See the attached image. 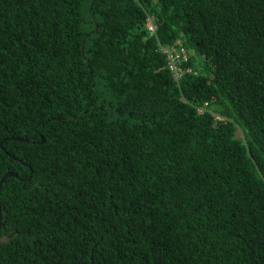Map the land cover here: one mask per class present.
<instances>
[{"label": "trees", "instance_id": "obj_1", "mask_svg": "<svg viewBox=\"0 0 264 264\" xmlns=\"http://www.w3.org/2000/svg\"><path fill=\"white\" fill-rule=\"evenodd\" d=\"M7 171L0 264H264V0H0Z\"/></svg>", "mask_w": 264, "mask_h": 264}, {"label": "built area", "instance_id": "obj_2", "mask_svg": "<svg viewBox=\"0 0 264 264\" xmlns=\"http://www.w3.org/2000/svg\"><path fill=\"white\" fill-rule=\"evenodd\" d=\"M144 26L149 34L154 33L155 22L152 15H146ZM161 51L166 57V67L172 71L173 76L175 77L178 74L177 66L187 58L185 50L180 45H177L175 47H162Z\"/></svg>", "mask_w": 264, "mask_h": 264}, {"label": "water", "instance_id": "obj_3", "mask_svg": "<svg viewBox=\"0 0 264 264\" xmlns=\"http://www.w3.org/2000/svg\"><path fill=\"white\" fill-rule=\"evenodd\" d=\"M11 138H13V139H15V140H22V139H19V138H15V137H11ZM15 175V173H12V172H5L3 175H2V177L0 178V183H1V181L3 180V178H5V177H9V176H14Z\"/></svg>", "mask_w": 264, "mask_h": 264}, {"label": "clouds", "instance_id": "obj_4", "mask_svg": "<svg viewBox=\"0 0 264 264\" xmlns=\"http://www.w3.org/2000/svg\"><path fill=\"white\" fill-rule=\"evenodd\" d=\"M144 20H145V19H144ZM154 22H155V18H154ZM144 28H145V26H144ZM155 29H156V25H155ZM145 30H146V28H145ZM146 31H147V30H146ZM154 32H155V30H154ZM147 33H148V32H147ZM148 34H149V33H148ZM152 34H153V33H152ZM149 35H151V34H149ZM161 48H162V47H160L159 50H160L161 53H163V52L161 51ZM163 54H164V53H163ZM164 55H165V54H164ZM186 55H187V53H186ZM165 59H166V57H165Z\"/></svg>", "mask_w": 264, "mask_h": 264}, {"label": "rangeland", "instance_id": "obj_5", "mask_svg": "<svg viewBox=\"0 0 264 264\" xmlns=\"http://www.w3.org/2000/svg\"><path fill=\"white\" fill-rule=\"evenodd\" d=\"M150 15H152V16L154 17V15H153V14H150ZM154 18H155V17H154ZM201 59H202V57H201ZM241 135H242V134L240 133V131H239V130H237V131H236V136H239V137H241Z\"/></svg>", "mask_w": 264, "mask_h": 264}, {"label": "flooded vegetation", "instance_id": "obj_6", "mask_svg": "<svg viewBox=\"0 0 264 264\" xmlns=\"http://www.w3.org/2000/svg\"><path fill=\"white\" fill-rule=\"evenodd\" d=\"M6 239V238H5Z\"/></svg>", "mask_w": 264, "mask_h": 264}]
</instances>
